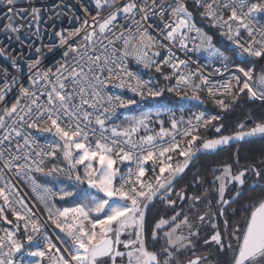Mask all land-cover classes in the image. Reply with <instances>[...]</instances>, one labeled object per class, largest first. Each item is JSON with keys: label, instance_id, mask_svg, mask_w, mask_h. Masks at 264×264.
<instances>
[{"label": "snow or ice", "instance_id": "1", "mask_svg": "<svg viewBox=\"0 0 264 264\" xmlns=\"http://www.w3.org/2000/svg\"><path fill=\"white\" fill-rule=\"evenodd\" d=\"M26 2L17 8V0H0L7 21L0 32L21 44L41 38L43 10ZM78 2L87 17L77 16L78 27L54 30L48 17L56 40L46 47L63 49L54 68L41 66L42 46L26 45L35 53L26 59L0 45V58L14 69L0 68V102L13 88L19 93L0 109V264H264V155L213 168L215 198L207 189L175 191L201 154L264 138V117L224 134L221 115L245 99L264 105V71L244 66L264 63V0H90L94 14ZM197 14L230 46L218 47ZM191 53L206 54L208 64L190 67ZM133 62L167 83L144 79ZM166 93L209 101L219 112L171 114L165 127L152 117L169 111L158 102ZM136 97L157 101L154 112L140 111ZM133 106L138 114L119 112ZM42 134L51 139L41 143ZM251 177L249 191L260 192L240 203ZM174 195L189 202L187 210H176ZM157 200L171 214L150 225ZM205 225L211 232L201 236Z\"/></svg>", "mask_w": 264, "mask_h": 264}, {"label": "trees", "instance_id": "2", "mask_svg": "<svg viewBox=\"0 0 264 264\" xmlns=\"http://www.w3.org/2000/svg\"><path fill=\"white\" fill-rule=\"evenodd\" d=\"M196 22L198 26L202 27L204 30L208 31L211 35H213L214 43H216L218 47H220L222 50L228 47L225 41L223 40V38L219 35L218 31L216 29L211 28L207 23L202 21L198 14L196 15ZM254 64L255 67L259 66V62ZM244 66L250 67L251 63L245 62ZM131 67L138 70L145 78L147 79L152 78L154 82H158L160 85L167 83L163 81L159 77V74H156L154 70L149 71L147 69H142L138 65H133V64H131ZM179 98L180 97L166 93L165 96L159 98L158 101H164L168 104H171L174 103V100L180 101ZM183 104H185V106H188L182 113V116H184V118L186 117V119L190 115H192V113H196L200 111H204V112L212 111L216 113L219 112V109L216 108V106L209 101H205V103H202V105L200 106L192 105L188 103H183ZM240 104L241 106L236 108L234 111L229 112L227 114H221L224 116V121H223L225 124L224 134H230L231 131L235 129L236 125L239 122H246L247 124L251 125L254 121H257L261 117H264V105H261L259 101L250 102L245 99L241 101ZM208 134L210 136L216 135L214 130L209 132ZM262 155H264V138L253 141L242 142L237 145L226 147L224 149H219L217 150L216 153L211 155H207V154L201 155L199 159L196 160L192 165H190L189 168L185 171V173L183 174V178L179 179L176 182V188L184 189L189 196H191L193 193L199 195L204 189H207L209 191V194L210 195L212 194L210 198H215L216 193L212 191V185H211V180H212L211 170L213 168H216L218 165H223V164H232L234 167H236L237 158L239 159L241 165L247 166L248 164L258 163ZM197 176L203 177L206 180V182L203 185L200 184L194 185V179ZM253 179L254 177H251L249 179V186L245 188V192L244 195L241 197L240 203H243L247 201L250 197L259 194L260 192L259 188H257L255 192L249 191ZM72 199L74 198H69V200ZM80 199H83V197H81ZM58 203H64V202L58 201ZM185 204L189 205V202L187 201ZM186 205H183V207H185ZM213 206H215L214 199H213ZM177 207H179L178 204ZM170 214H171V209H169L161 201L157 200L154 202V204L151 207V211L148 213L149 224L150 225L152 224L154 218H159L161 215L167 217V215ZM229 217L231 216L229 215ZM219 223L221 225V221H219ZM210 232L211 230L210 231L208 230V232L205 233L203 232V233L205 235Z\"/></svg>", "mask_w": 264, "mask_h": 264}, {"label": "built area", "instance_id": "3", "mask_svg": "<svg viewBox=\"0 0 264 264\" xmlns=\"http://www.w3.org/2000/svg\"><path fill=\"white\" fill-rule=\"evenodd\" d=\"M158 2H159V0H158ZM82 3L86 6H88L93 14L95 13V11H96L95 5L90 3V0H82ZM32 4H33V6L39 7L43 10L42 11V20H41V25H40L41 38L37 39L35 36L25 37L23 44H21L20 42H17L14 39L9 40L8 35L6 33L0 32V45L7 47L9 49V51L13 52V54H19V53L23 52L26 59H31L35 55L34 51H30L26 45L34 43L35 46H42L44 56L42 57L41 66L45 67V68H48V67L54 68L57 64V61L62 59L63 49L54 48V49H52V51H49L48 47H46L47 45H50L51 43H53L56 40L55 37H53L51 40L49 39V32L46 29L49 28L53 24V21L49 20L48 17L49 16L54 17V23H55V29L54 30L63 29V30H65V32L79 26V24L77 23V20H76L77 16H79L81 19H84L87 17H85V13L81 8V3L78 2V0H32ZM16 6H17V8H27L28 4H27L26 0H17ZM57 12H59L60 15L57 16ZM4 15H5V9L3 7H0V22L6 23L7 21L4 19ZM20 15L21 16H27L28 14L22 12V13H20ZM17 22L19 23V20ZM31 31L34 32L35 28L33 27L31 29ZM222 38L225 41V43L227 44V46L229 47L230 42L228 40H226L224 37H222ZM178 54L181 55V57H183V53H178ZM189 57L196 61V63H192L190 65V67H192V68H196L197 64H200V65L208 64V59L206 57V54L191 53V54H189ZM246 62H248V61H246ZM257 62H259V66L255 67L254 63H257ZM248 63H251L250 67H254L255 73H259L261 71H264V63H261L260 61H257V60H251ZM132 64L137 65L134 62ZM3 67H6L9 72L14 71V69H12L10 64H6L5 61L3 60V58H0V68H3ZM20 67L22 69V72L19 74L20 77H22V79H20V83H23L25 86H27L28 72H27V65H26L25 61H20ZM131 68L134 71H138L133 67H131ZM142 69H144V68H142ZM210 70H211L210 68L206 69V71H210ZM168 71H170V70H168ZM144 79H147V78L144 77ZM0 83H3L2 79H0ZM117 91H119V90H117ZM18 94H19L18 93V87L13 88L5 97V101L0 102V109L3 108L4 104H6V103L10 104L11 102H14V98ZM122 94L125 96H131L132 95L131 93H129L127 91H124ZM136 99L139 101V104L141 105L139 110H141L146 105H151V104L156 103V101H152L151 99H147V100H143V101H141L139 99V97H136ZM119 112L135 113L137 111H136V106H133L132 109H129V110L121 109V110H119ZM196 113H198V112H196ZM208 113L215 114L216 112L208 111ZM121 119H123L122 116H121ZM117 122H119V121H117ZM38 135H40V134H38ZM44 137H46L49 140L51 139L49 134H42V138L40 141L41 143L45 142ZM148 166H150V164ZM62 183L65 185H70V184H72V181H69L67 179H63ZM82 187L85 188V185H83ZM24 190L29 192V195H30L29 189H27L25 187ZM25 258L28 259L27 257H25Z\"/></svg>", "mask_w": 264, "mask_h": 264}, {"label": "rangeland", "instance_id": "4", "mask_svg": "<svg viewBox=\"0 0 264 264\" xmlns=\"http://www.w3.org/2000/svg\"><path fill=\"white\" fill-rule=\"evenodd\" d=\"M159 103H163L165 105V107L169 110L167 112H163L161 114L160 117H156L155 115H153L152 119L153 121L157 120V119H160V120H163L164 121V126L165 127H170V124H169V119H170V115L171 114H175V117L176 119H180L181 116H182V113L183 111L188 107V106H185V104H183L184 102H181V101H177V100H174V103H171V104H168L164 101H158ZM157 103V101H156ZM151 104V105H146L145 107H143L140 111H150L152 110L154 112V105L156 104ZM135 114H138V112H135ZM184 117V116H183ZM186 119V117H185ZM154 129L158 130L160 125L159 124H153L152 125ZM150 167V166H149ZM82 173V172H81ZM85 188H87V185H85Z\"/></svg>", "mask_w": 264, "mask_h": 264}, {"label": "flooded vegetation", "instance_id": "5", "mask_svg": "<svg viewBox=\"0 0 264 264\" xmlns=\"http://www.w3.org/2000/svg\"><path fill=\"white\" fill-rule=\"evenodd\" d=\"M180 190H181V189L175 188V191H180ZM211 195H212V194H211ZM211 195H210V196H211ZM173 199H177V198L175 197V195L173 196ZM186 202H187V201L180 202V201L177 199V204H178L179 207H177L176 210H177V211H180V210H181V209H180L181 204L186 205V204H185ZM233 207H239V205L236 204V205H233ZM187 208H188V205H186V206L184 207L185 210H187ZM199 208H200L201 213H202L203 211L206 210L204 204H200V205H199ZM228 215L231 216V215H232L231 212H229ZM220 221H221V225H220V223H219V228H220L221 231H223V230H222V228H223V219H221ZM197 223H199V222L197 221ZM208 230H209V231L211 230L210 225H205L204 228H203L202 231H201V236H204V233H205V232H208ZM203 232H204V233H203Z\"/></svg>", "mask_w": 264, "mask_h": 264}, {"label": "water", "instance_id": "6", "mask_svg": "<svg viewBox=\"0 0 264 264\" xmlns=\"http://www.w3.org/2000/svg\"><path fill=\"white\" fill-rule=\"evenodd\" d=\"M179 100H180L181 102L188 103V104H192V105H197V106L202 105V103L197 102V101H193V100L181 99V98H179ZM257 139H261V138H260V137L247 138L245 141L235 142V143L232 144L231 146H233V145H237V144L242 143V142L253 141V140H257ZM201 155H206V154H201ZM201 155H200V156H201ZM186 170H187V169H186ZM186 170H185V171H186Z\"/></svg>", "mask_w": 264, "mask_h": 264}]
</instances>
